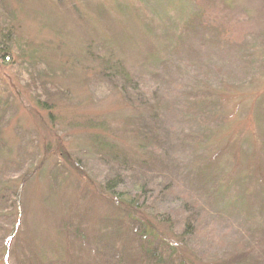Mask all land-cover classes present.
<instances>
[{
	"label": "rangeland",
	"instance_id": "1",
	"mask_svg": "<svg viewBox=\"0 0 264 264\" xmlns=\"http://www.w3.org/2000/svg\"><path fill=\"white\" fill-rule=\"evenodd\" d=\"M1 43L0 166L42 168L23 199L34 250L107 263L58 231L110 239L118 180L196 264H264V0H0ZM55 71L52 102L33 86Z\"/></svg>",
	"mask_w": 264,
	"mask_h": 264
},
{
	"label": "trees",
	"instance_id": "2",
	"mask_svg": "<svg viewBox=\"0 0 264 264\" xmlns=\"http://www.w3.org/2000/svg\"><path fill=\"white\" fill-rule=\"evenodd\" d=\"M10 54V47L6 46L5 48V45L1 43L0 62H3V66H11L13 64L9 58ZM1 55H6L3 56L5 59L2 58ZM25 55L28 56L32 64L42 61L40 60L41 56L36 51H29ZM18 58L21 61L24 57L19 56ZM110 59L111 57L102 58L99 67L110 62L112 60ZM51 75L52 79L48 75H44V78L38 76L34 81L33 87L35 91L40 94H47L46 96L48 99L55 102L57 97H64L67 91H64L65 89L59 83H53V80L57 76V72L55 71ZM50 81L51 84L49 83ZM37 103L40 109H46L47 103H42L40 99L37 100ZM4 105L7 107L9 103H5ZM2 138V131L0 130V140H2ZM95 143L99 144L97 141H95ZM103 145L109 153H115L117 155L114 144L110 145L104 142L101 146ZM47 148H44L46 153ZM62 152L64 153V150L60 146L59 154ZM62 155L65 156L64 154ZM25 157L26 156L17 158L14 163L6 161L0 166V264H7L8 262L10 264H83L77 258L73 260V255L65 251V249L63 251H60L61 249L59 250V248H55L56 250L54 251L51 249L53 252L47 251L48 249L40 250V252L34 250L31 238L27 239L28 232L26 220L28 212L24 205V192L26 193V188L31 182L38 179L42 168L39 166L38 169L33 170L32 167H28L23 173H19L20 171L18 170L14 171L13 168H16V166L20 167V162H22ZM255 158L254 165L260 167L261 159ZM13 172L17 175L16 178L14 177L15 179L11 177ZM113 183H111L112 185L107 183L108 186H111V189L114 190L112 196L115 197V200L111 201V204L121 210V218L126 219L128 222L127 224L121 223L123 226H119V228L115 227L116 229L114 230L116 231L113 232V235H109L111 238L109 239L107 237V239H109L107 240L104 239V235L102 234L94 236V238L88 236L87 234L91 233H89L87 229H83L84 222L82 224L77 223L76 226H74L70 221L67 223L63 221L62 228L58 231L59 233L57 232L58 237L59 235L72 236V238L81 239L86 243L96 242L95 244L100 246L96 247V257L102 259V261H107V263L102 264H196L194 262L195 257L193 256L192 250H185L184 244L178 240V237L166 235L167 233H165V230L160 226L162 223H160V217L156 215L157 213L154 208H151L148 204V206L144 208V202L141 203L140 199L137 200L136 197L133 198L132 195H127V193L121 189L122 185L120 181L118 182V180H115V183ZM145 188L141 187L137 189V192L143 193ZM151 199L150 197L149 202ZM157 199H159V197H157L156 200ZM157 204L158 203H156V205ZM191 229L194 233L198 231L193 228ZM175 240L181 243L176 244ZM107 241L109 242L107 243ZM108 244H112L111 247L113 251L111 253L104 247ZM20 248H22V252ZM20 252L22 256H24L20 260H17V254H20ZM236 257L238 256L235 255L233 259ZM253 264H260V262H255Z\"/></svg>",
	"mask_w": 264,
	"mask_h": 264
}]
</instances>
